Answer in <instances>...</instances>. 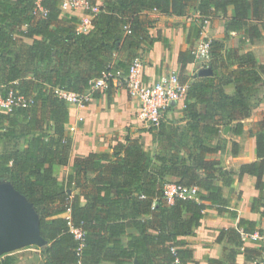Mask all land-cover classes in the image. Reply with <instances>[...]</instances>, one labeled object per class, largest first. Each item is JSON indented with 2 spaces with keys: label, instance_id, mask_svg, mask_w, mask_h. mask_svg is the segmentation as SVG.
<instances>
[{
  "label": "trees",
  "instance_id": "16d2710c",
  "mask_svg": "<svg viewBox=\"0 0 264 264\" xmlns=\"http://www.w3.org/2000/svg\"><path fill=\"white\" fill-rule=\"evenodd\" d=\"M61 3L0 0L2 96L13 91L34 100L28 108L0 114V140L14 142L9 152L0 155V182H9L34 205L48 243L45 248L35 246L38 252L29 255H7L0 264H126L135 260L139 264H188L192 251L180 248L184 245L181 238L195 234L208 210L238 217L223 195V188L234 184L237 173L207 159L222 149L209 143L233 123L236 135L244 133L252 99L264 86V65H258L251 52L226 50L224 42L212 40L211 58L205 67L213 75L190 80L185 69L195 60L194 43L201 39L206 19L211 22L219 16L228 20L225 40L233 32L241 34L243 43L260 38L264 0H105L89 32L78 30L81 20L63 14ZM194 3L201 24L192 27L190 49L179 56V77L188 84L182 121L173 124L174 120H167L159 130L150 131L160 140L155 154L146 151L138 139L128 137L110 151L77 157L67 184L61 183L53 168L69 164L72 139L66 129L69 105L59 91H86L91 80L113 67V55L123 41L130 48L143 43L153 47L157 39L148 30L154 21L144 12L182 17ZM230 8L235 12L232 18H228ZM24 39L32 44L18 49ZM135 58L138 56L130 64ZM230 84L236 88L234 95L225 91ZM255 136L258 161L243 165L239 175L255 177L256 188L263 194L264 120ZM21 140L24 145L18 146ZM232 154H238L235 142ZM219 180L222 186L216 184ZM168 183L200 191L170 205L163 193ZM74 187L81 193L72 197L69 191ZM261 202V196L255 199L253 210ZM68 210L72 224L85 233L84 243L70 230L65 217ZM257 231L254 222L240 219L238 229L222 231L219 240L229 235L246 255L260 256L244 247L243 240ZM239 252L232 251L229 261L235 264ZM20 259H24L22 263Z\"/></svg>",
  "mask_w": 264,
  "mask_h": 264
},
{
  "label": "crops",
  "instance_id": "0c3cea01",
  "mask_svg": "<svg viewBox=\"0 0 264 264\" xmlns=\"http://www.w3.org/2000/svg\"><path fill=\"white\" fill-rule=\"evenodd\" d=\"M97 5L100 8L105 0H81ZM198 4L190 6L187 14L182 17L167 16L156 11H147L146 13L154 24L149 28L151 38L157 39L153 47L143 43L139 48H130L127 41H123L120 50L113 55L112 66L116 70L127 72L133 56L140 57L144 62V81L155 82L160 74L168 71H175L178 74L181 70L179 56L181 52L190 49L192 37V27L200 25V15L197 9ZM63 14L82 19L88 16V10L83 6L62 10ZM235 16L233 8L228 10V18ZM228 20L223 17H215L208 27V35L211 40L225 43V49H239L240 54L253 53L258 65H264V23L261 26V37L253 43L242 42V36L238 32H233L225 40V29ZM93 25L83 29V32H89ZM127 36L126 33L124 37ZM236 39V44L229 46L230 40ZM32 44V40L24 39ZM200 39L195 41L194 48L199 44ZM20 48V46L18 47ZM197 60L187 64L185 75L193 80L195 74L202 66ZM264 80V75L262 76ZM225 91L234 95L236 88L233 84L225 87ZM253 109L251 117L243 122L245 129L241 135L235 134L236 123H233L228 133L225 128L222 131V137L228 140L222 146V149L207 156L210 161L218 162L226 171L237 173L235 181L231 187L223 188L224 197L230 201V209L236 211L238 217H233L228 213H221L216 209L207 211L202 225L195 231L194 235L181 238L184 245L180 248L192 251V258L188 264H212L211 261H222L224 264H231L229 261L232 251L239 249V254L235 256V264H258L259 257L254 253L249 255L243 252L244 248H238L237 242H232L229 235L223 240H219L220 234L224 230H237L240 219L254 222L258 230L264 229V192L260 193L256 188V178L244 174L239 175L243 165L252 164L258 161L256 134L259 130V124L264 120V86L259 87L252 99ZM139 103L133 98L122 84H115L107 90L96 91L92 101L84 107L69 106V122L66 125L69 136L72 139L70 160L67 166L55 165L53 170L57 179L67 184L70 174L73 172L74 161L77 157L87 156L91 153H100L110 151L117 142H125L130 137L138 139L144 149L152 155L156 153L159 147V138L156 133L146 129L138 118ZM184 116V103L176 106L168 115V120H179ZM73 126L75 130L69 131ZM238 145V154H232L233 143ZM24 141H20V146ZM222 186V181L216 182ZM81 191L74 187L69 192L71 196L79 195ZM262 198V204L253 210L255 199ZM244 247L254 249L260 252L259 243L243 236ZM124 243H127L125 238ZM136 261V260H135ZM134 261V262H135ZM126 263V264H134ZM222 263V264H223ZM101 264H115L113 262H103Z\"/></svg>",
  "mask_w": 264,
  "mask_h": 264
},
{
  "label": "built area",
  "instance_id": "2783aa9c",
  "mask_svg": "<svg viewBox=\"0 0 264 264\" xmlns=\"http://www.w3.org/2000/svg\"><path fill=\"white\" fill-rule=\"evenodd\" d=\"M81 6H84L89 13L88 16L81 19V24L78 28L80 32H83V29L93 25V19L100 13V7L81 0H62L61 3L62 10ZM40 11L43 15L47 14L41 8ZM204 23L200 42L194 48L193 55L195 60L207 65L211 58L212 40L207 31L210 20L206 19ZM126 30L128 34L131 33L129 28H126ZM144 76V62L138 57L132 61L126 73L121 70H114L112 67L100 77L91 80L86 91H59V94L69 106L84 107L92 101L96 91L107 90L116 83L122 84L128 93L138 101L139 110L137 116L145 128L150 131H157L168 120L169 113L179 104L185 103L188 84L182 83L179 74L175 71L160 74L155 82L144 81ZM33 103L34 100L32 98L16 95L13 91H9L7 97L0 95V114H10L15 109L28 108ZM73 130H75L73 126L69 127V131ZM199 191L198 187H186L178 183H168L165 185L163 193L165 200L171 205L177 198L185 200L193 198ZM65 217L69 220L68 225L75 239L84 243L85 233L82 229L76 228L72 224L70 210L65 214ZM248 238L260 244L258 264H264V229L257 231Z\"/></svg>",
  "mask_w": 264,
  "mask_h": 264
},
{
  "label": "water",
  "instance_id": "95a60500",
  "mask_svg": "<svg viewBox=\"0 0 264 264\" xmlns=\"http://www.w3.org/2000/svg\"><path fill=\"white\" fill-rule=\"evenodd\" d=\"M213 71L200 69L196 75L209 77ZM230 127L225 128L228 133ZM41 234V219L34 205L9 182H0V259L18 250L36 246L45 248ZM134 264H139L136 260Z\"/></svg>",
  "mask_w": 264,
  "mask_h": 264
},
{
  "label": "rangeland",
  "instance_id": "374dc122",
  "mask_svg": "<svg viewBox=\"0 0 264 264\" xmlns=\"http://www.w3.org/2000/svg\"><path fill=\"white\" fill-rule=\"evenodd\" d=\"M236 39H232V40H230V44H229V46H234L235 44H236ZM26 43H29L28 41H25V40H23L22 41V43H20L19 44V46L21 45H23V47H25L26 46ZM20 46V47H21ZM19 49V48H18ZM201 63V62H200ZM205 65H206V63H201L199 66H202V68L201 69H203V68H206L205 67ZM200 70V69H199ZM198 73V71L195 73V74H197ZM4 89V88H3ZM3 89L0 87V95H3L2 93H3ZM180 121H182L181 119H179V120H174V122H172L173 124H177V123H180ZM181 123H183V122H181ZM183 125V124H182ZM228 140H226V139H224L223 137L220 139V140H211V142L209 143L210 145H212V146H216V145H221V146H226V142H227ZM20 145V142L18 143V146ZM14 146V142H11L10 143V140H5V141H2V140H0V155L1 154H4V153H6V152H9L10 151V148H12ZM35 246H30V247H27V248H24V249H21V250H18V251H16L15 253H21V254H24V255H29V254H32V253H35V252H37V250L34 248ZM23 260L24 259H20L19 261H21L20 263H22L23 262Z\"/></svg>",
  "mask_w": 264,
  "mask_h": 264
}]
</instances>
